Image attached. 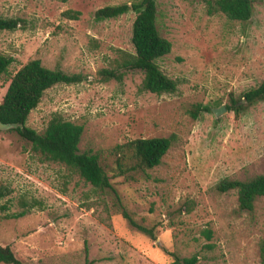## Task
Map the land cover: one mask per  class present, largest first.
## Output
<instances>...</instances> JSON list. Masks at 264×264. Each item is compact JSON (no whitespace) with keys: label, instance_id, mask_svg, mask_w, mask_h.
I'll return each mask as SVG.
<instances>
[{"label":"rangeland","instance_id":"rangeland-1","mask_svg":"<svg viewBox=\"0 0 264 264\" xmlns=\"http://www.w3.org/2000/svg\"><path fill=\"white\" fill-rule=\"evenodd\" d=\"M137 1L0 0L1 16L25 21L15 31L0 30V53L15 59L0 77V104L12 77L35 59L87 76L49 89L28 126L43 133L54 113L83 125L80 150L101 154L113 185L96 189L33 151L17 132L0 129V187L11 191L0 199V244L24 264H170L169 253L197 255L198 264H259L264 196L252 213L241 212L237 191L220 193L216 185L264 174V102L219 117L214 110L264 80V0H253L245 23L221 12L210 16L204 0H156L159 31L173 46L158 65L179 82L177 93L163 95L141 91L138 71L122 84L99 80L120 50L135 51L136 14L96 21L95 13ZM195 105L210 110L194 119ZM172 135L159 166L118 172L117 145ZM123 209L154 227L155 238L132 227Z\"/></svg>","mask_w":264,"mask_h":264},{"label":"trees","instance_id":"trees-1","mask_svg":"<svg viewBox=\"0 0 264 264\" xmlns=\"http://www.w3.org/2000/svg\"><path fill=\"white\" fill-rule=\"evenodd\" d=\"M207 13L212 16L224 13L228 19L248 22L254 15L253 0H204ZM134 12L136 19L133 24L132 43L134 52L119 51V57L112 68L99 71L100 81L116 80L122 84L130 72H141L144 75L140 90L157 95L175 94L179 82L166 75L158 60L172 51V43L162 36L159 31L158 4L156 0H138L131 4L106 6L96 11L95 20L105 21L119 18ZM66 16L78 19L79 12L67 11ZM25 21L20 18H6L0 15V30L15 31L22 28ZM14 57L0 53V77L7 74ZM87 80L83 74L68 73L60 66L53 69L43 65L40 59H35L23 66L11 79L9 88L0 104V120L10 125L8 130L15 131L21 138L31 144L33 151L40 153L47 161L66 165L73 172L78 173L86 182L100 190L113 189L111 177L102 163L101 154L93 151L82 152L80 143L84 133V126L65 120L60 113H54L45 131L39 133L28 126L31 112L41 103L46 92L57 85H77ZM264 102V80L256 87L245 92L242 98L230 97L228 111L240 113L248 108ZM208 107L195 105L190 111L194 119L209 111ZM175 136L135 139L117 145L114 148L117 170L124 174L127 170L154 169L162 163L163 158L175 143ZM131 162L136 164L129 166ZM220 193L237 191L238 209L241 212L252 213L256 201L264 196V174L254 175L245 180L226 178L216 185ZM11 191L0 187V199L10 195ZM35 206L28 205L32 209ZM27 214V209L13 215L21 218ZM122 214L130 225L138 231L155 238V228H148L139 224L123 209ZM163 227V225L161 226ZM205 235L210 239L211 230ZM260 262L264 264V240L260 242ZM173 258L170 264H198L197 255L182 258L169 253ZM0 264H24L10 246L0 244Z\"/></svg>","mask_w":264,"mask_h":264},{"label":"water","instance_id":"water-1","mask_svg":"<svg viewBox=\"0 0 264 264\" xmlns=\"http://www.w3.org/2000/svg\"><path fill=\"white\" fill-rule=\"evenodd\" d=\"M226 111H228L227 107L226 106H221L217 109L214 110V113L217 117L223 115ZM11 126L10 125H6L4 123L1 122L0 120V129L2 130H6V129H10Z\"/></svg>","mask_w":264,"mask_h":264}]
</instances>
